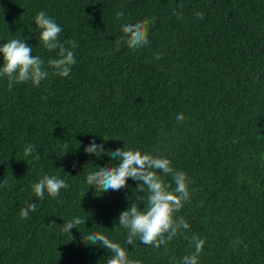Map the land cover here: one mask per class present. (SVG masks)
Instances as JSON below:
<instances>
[{
    "label": "trees",
    "instance_id": "1",
    "mask_svg": "<svg viewBox=\"0 0 264 264\" xmlns=\"http://www.w3.org/2000/svg\"><path fill=\"white\" fill-rule=\"evenodd\" d=\"M42 10L62 43L78 45L77 63L68 77L49 68L39 86L9 90L0 77V264H107V249L83 242L92 231L142 264H178L193 235L205 240L199 264H264V0H0V45L27 37L33 55L56 58L35 25ZM153 17L146 46L120 41L122 25ZM93 139L170 158L192 181L177 214L190 228L159 249L126 244L118 217L147 193L132 179L119 191L91 188L90 170L117 163L86 154ZM45 174L68 188L39 200L32 185ZM77 216L85 225L63 232Z\"/></svg>",
    "mask_w": 264,
    "mask_h": 264
},
{
    "label": "clouds",
    "instance_id": "2",
    "mask_svg": "<svg viewBox=\"0 0 264 264\" xmlns=\"http://www.w3.org/2000/svg\"><path fill=\"white\" fill-rule=\"evenodd\" d=\"M197 15L201 14L197 13ZM122 16V12L117 13V19ZM34 21L40 29L39 38L44 48L49 52L56 51L57 56L45 61L41 56L33 55L32 46L25 42L27 37L13 38L0 45V54L3 58L0 63V77L7 79L9 90L19 83L31 82L39 86L48 78L49 68L55 75L68 77L77 63L74 50L78 45L71 40L63 43L60 41L62 28L54 18L42 10L35 15ZM154 21L155 17L135 24L122 25L124 35L120 37V41L133 50L146 46L149 43V27ZM120 41L117 42V48ZM159 58V56L156 57V59ZM176 119L183 121V113L178 114ZM65 147L67 148V145ZM34 151L35 147L28 144L24 148V155L30 156ZM84 151L86 154H94L97 158L107 155L117 162L112 166H95V170H90L86 175V183L91 188L102 194L119 191L127 187L128 180L132 179L138 182L137 192L147 193L143 207L137 203H129V207L118 217L119 226L127 231L126 244L134 245L138 239L145 245L159 249L170 243L182 231L190 228V224L184 217L177 214L191 199L189 186L192 181L185 172L173 168L170 158L129 148L126 143L123 148L106 151L104 145L97 144L95 139L84 147ZM168 176H171V181L166 180ZM67 188L68 184L64 179L47 174L32 185L33 194L39 200L44 199L45 193L56 198L61 189ZM36 208L35 200L26 203V206L21 209V217L29 218L30 213L36 211ZM87 219L88 217L77 216L64 222L60 227L63 232L71 236L70 230L76 229L78 225H85ZM82 238L85 244L102 246L111 253L107 264H142L140 260L130 259L124 247L102 233L92 231L86 236L83 235ZM190 244L194 250L191 254L185 255L178 264H199L205 240L193 235Z\"/></svg>",
    "mask_w": 264,
    "mask_h": 264
}]
</instances>
